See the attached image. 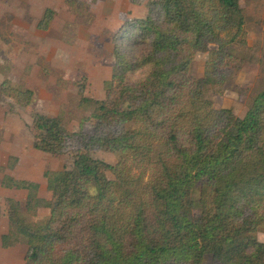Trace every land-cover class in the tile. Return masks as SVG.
<instances>
[{
  "label": "trees",
  "instance_id": "trees-1",
  "mask_svg": "<svg viewBox=\"0 0 264 264\" xmlns=\"http://www.w3.org/2000/svg\"><path fill=\"white\" fill-rule=\"evenodd\" d=\"M137 4L139 0H131ZM54 11L36 27L46 31ZM238 0H156L113 38L105 97H83L91 133L69 134L61 116L33 113L32 146L71 154L39 184L3 174L2 249L26 247L24 264H264V88L242 118L217 109L207 87L226 86L250 61ZM209 54L202 77L194 55ZM0 97L28 108L34 93L0 83ZM104 151L115 165L93 157ZM15 157L7 166L13 170ZM112 178H108L107 174ZM3 208L0 206V217Z\"/></svg>",
  "mask_w": 264,
  "mask_h": 264
},
{
  "label": "rangeland",
  "instance_id": "rangeland-1",
  "mask_svg": "<svg viewBox=\"0 0 264 264\" xmlns=\"http://www.w3.org/2000/svg\"><path fill=\"white\" fill-rule=\"evenodd\" d=\"M156 0H0V83L8 80L14 86L34 93V103L21 108L0 97V167H6L9 157L17 159L13 170L0 172L39 184L40 197H49L44 170H62L71 163V154L60 156L37 151L32 146L29 127L32 115L61 116L63 128L69 134L91 133L90 112L79 107L81 97L103 100V83L111 78L113 38L129 20L143 18L149 4ZM245 12V31L250 61L221 89L207 87L206 99L217 109H231L242 118L253 97L264 88V0H238ZM50 8L55 16L46 31L36 25ZM194 55L191 73L200 78L212 50ZM83 85V95L79 94ZM93 157L115 165L114 154L104 151ZM112 178L111 174H107ZM14 198L24 203V191L0 187V236L7 231L3 199ZM264 243V228L257 232ZM26 247L9 249L0 246V264L15 261L24 264ZM4 259V261H2Z\"/></svg>",
  "mask_w": 264,
  "mask_h": 264
},
{
  "label": "crops",
  "instance_id": "crops-1",
  "mask_svg": "<svg viewBox=\"0 0 264 264\" xmlns=\"http://www.w3.org/2000/svg\"><path fill=\"white\" fill-rule=\"evenodd\" d=\"M47 9H50V8H47ZM46 10V9H45ZM44 10V11H45ZM50 10H52V9H50ZM19 179H21V178H19ZM29 180V179H28ZM25 193V192H24ZM26 194V193H25ZM2 261H4V259L2 260ZM14 262L15 261H7L5 264H14ZM1 264H4V263H1Z\"/></svg>",
  "mask_w": 264,
  "mask_h": 264
}]
</instances>
